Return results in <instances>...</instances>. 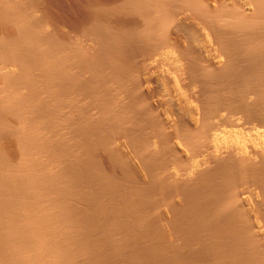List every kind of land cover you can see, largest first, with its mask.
Wrapping results in <instances>:
<instances>
[{"label": "bare ground", "instance_id": "1", "mask_svg": "<svg viewBox=\"0 0 264 264\" xmlns=\"http://www.w3.org/2000/svg\"><path fill=\"white\" fill-rule=\"evenodd\" d=\"M0 264H264V0H0Z\"/></svg>", "mask_w": 264, "mask_h": 264}]
</instances>
